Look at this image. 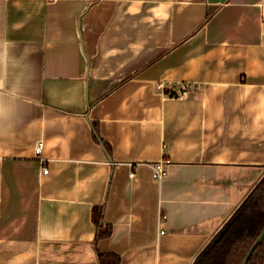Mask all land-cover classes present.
<instances>
[{
    "label": "crops",
    "instance_id": "crops-1",
    "mask_svg": "<svg viewBox=\"0 0 264 264\" xmlns=\"http://www.w3.org/2000/svg\"><path fill=\"white\" fill-rule=\"evenodd\" d=\"M263 175L264 0H0V264H192Z\"/></svg>",
    "mask_w": 264,
    "mask_h": 264
},
{
    "label": "trees",
    "instance_id": "trees-1",
    "mask_svg": "<svg viewBox=\"0 0 264 264\" xmlns=\"http://www.w3.org/2000/svg\"><path fill=\"white\" fill-rule=\"evenodd\" d=\"M108 143H105L107 146ZM108 147V146H107ZM95 223L98 216L95 215ZM264 227V175L240 202L213 238L195 256L192 264H241ZM222 231V234H219ZM109 234V226L97 229V237ZM99 264H120L113 253L97 251ZM247 264H264V238L253 250Z\"/></svg>",
    "mask_w": 264,
    "mask_h": 264
},
{
    "label": "built area",
    "instance_id": "built-area-1",
    "mask_svg": "<svg viewBox=\"0 0 264 264\" xmlns=\"http://www.w3.org/2000/svg\"><path fill=\"white\" fill-rule=\"evenodd\" d=\"M185 92H186V89L183 86V88L181 89V91H179V93H180V95H183ZM179 93H178V95H179ZM42 148H43V141L37 142V144L34 147V153L36 156H40ZM39 161H40V164L42 166V173L47 174L48 170H47V167L43 163V159L39 158ZM168 164H169V160L166 158L158 160L157 162H154L152 164V177H154L155 180H161L165 175V172H166L165 167ZM163 218H165V216L161 215V219H163Z\"/></svg>",
    "mask_w": 264,
    "mask_h": 264
},
{
    "label": "water",
    "instance_id": "water-1",
    "mask_svg": "<svg viewBox=\"0 0 264 264\" xmlns=\"http://www.w3.org/2000/svg\"><path fill=\"white\" fill-rule=\"evenodd\" d=\"M219 234H222V231ZM263 237H264V228H263L262 232L260 233V235L257 237V239L252 244L253 246H251L250 249L248 250V252H247V254H246V256L243 259V262L241 264H246L248 262V259L251 255V253L253 252L254 248L258 245V243L263 239Z\"/></svg>",
    "mask_w": 264,
    "mask_h": 264
},
{
    "label": "flooded vegetation",
    "instance_id": "flooded-vegetation-1",
    "mask_svg": "<svg viewBox=\"0 0 264 264\" xmlns=\"http://www.w3.org/2000/svg\"><path fill=\"white\" fill-rule=\"evenodd\" d=\"M263 228H264V227H263ZM262 230H263V229H262ZM261 232H262V231H261ZM263 238H264V237H263ZM262 240H263V239H262ZM262 240H261V241H262ZM261 241H260V242H261ZM260 242H259V243H260ZM259 243H258V244H259ZM249 249H250V248H249ZM254 249H255V248H254ZM246 254H247V253H246ZM251 254H252V253H251ZM245 256H246V255H245ZM250 256H251V255H250ZM244 258H245V257H244ZM249 258H250V257H249ZM248 260H249V259H248ZM242 261H243V260H242ZM248 262H249V261H248ZM241 263H242V262H241ZM246 264H247V263H246Z\"/></svg>",
    "mask_w": 264,
    "mask_h": 264
}]
</instances>
